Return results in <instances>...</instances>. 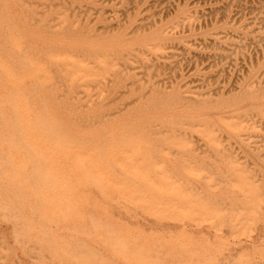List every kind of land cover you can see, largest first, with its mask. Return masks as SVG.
<instances>
[{
  "label": "rangeland",
  "instance_id": "374dc122",
  "mask_svg": "<svg viewBox=\"0 0 264 264\" xmlns=\"http://www.w3.org/2000/svg\"><path fill=\"white\" fill-rule=\"evenodd\" d=\"M0 264H264V0H0Z\"/></svg>",
  "mask_w": 264,
  "mask_h": 264
},
{
  "label": "bare ground",
  "instance_id": "6f19581e",
  "mask_svg": "<svg viewBox=\"0 0 264 264\" xmlns=\"http://www.w3.org/2000/svg\"><path fill=\"white\" fill-rule=\"evenodd\" d=\"M132 3V2H131ZM56 9V8H55ZM54 11V10H53ZM24 21V20H23ZM59 22V21H58ZM28 24V23H27ZM65 26V25H64ZM136 26V25H135ZM138 29V28H136ZM58 30V29H57ZM43 32V31H42ZM41 33V32H40ZM46 34V33H45ZM6 44V43H5ZM69 44V43H68ZM45 45V44H44ZM46 53V52H45ZM43 55V54H42ZM28 83V82H27ZM13 84V83H12ZM30 85V84H29ZM13 86V85H12ZM10 90V89H9ZM10 92V91H9ZM30 93V92H29ZM13 95V94H12ZM12 111V110H11ZM14 115V114H13ZM142 122V120H141ZM44 160V159H43ZM4 163V162H3ZM116 166V165H115ZM117 169V168H116ZM27 172V171H26ZM136 178V177H135ZM193 180V179H192ZM186 182V181H185ZM22 195V194H21ZM3 205V204H2ZM4 207V206H3Z\"/></svg>",
  "mask_w": 264,
  "mask_h": 264
}]
</instances>
